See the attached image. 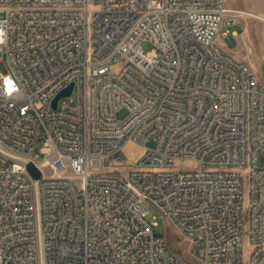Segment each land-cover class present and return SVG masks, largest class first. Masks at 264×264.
<instances>
[{
  "label": "built area",
  "instance_id": "obj_1",
  "mask_svg": "<svg viewBox=\"0 0 264 264\" xmlns=\"http://www.w3.org/2000/svg\"><path fill=\"white\" fill-rule=\"evenodd\" d=\"M0 9V264H264V87L216 42L261 16L226 0Z\"/></svg>",
  "mask_w": 264,
  "mask_h": 264
},
{
  "label": "rangeland",
  "instance_id": "obj_2",
  "mask_svg": "<svg viewBox=\"0 0 264 264\" xmlns=\"http://www.w3.org/2000/svg\"><path fill=\"white\" fill-rule=\"evenodd\" d=\"M229 5L237 8H243L252 11L261 16L259 17H241L238 23L230 28V32L220 33L216 42L224 50L232 56L249 65L251 70L256 74L257 78L264 87V0H226ZM5 16V12L0 9V19ZM244 21V31L237 38L232 32L237 29L239 32L243 29L240 21ZM219 37V38H218ZM145 50L153 47L149 40L142 42ZM1 58V53H0ZM148 147L153 146V142L147 143ZM126 151L130 156H136L141 153L142 149L133 144H128ZM263 161L260 163L262 164ZM156 216L157 224L153 225L154 231L158 235L165 237L170 246L181 256L186 262H193L195 249L192 248V242L177 229L171 225L153 208L147 215V220ZM194 251V253H193Z\"/></svg>",
  "mask_w": 264,
  "mask_h": 264
},
{
  "label": "water",
  "instance_id": "obj_3",
  "mask_svg": "<svg viewBox=\"0 0 264 264\" xmlns=\"http://www.w3.org/2000/svg\"><path fill=\"white\" fill-rule=\"evenodd\" d=\"M72 86L69 87L68 89L64 90L61 92L54 100V105L56 104L57 99L62 96V95H69L71 93ZM28 169L29 171L33 174L34 177L39 178L41 176V172L34 166V164L29 163L28 164Z\"/></svg>",
  "mask_w": 264,
  "mask_h": 264
},
{
  "label": "crops",
  "instance_id": "obj_4",
  "mask_svg": "<svg viewBox=\"0 0 264 264\" xmlns=\"http://www.w3.org/2000/svg\"><path fill=\"white\" fill-rule=\"evenodd\" d=\"M227 2V1H226ZM228 4V3H227ZM229 5V4H228ZM229 6H231V7H235L234 5H229ZM240 23L242 24V26H243V29L241 30V32H239L237 29H233L232 30V32L235 34V36H237V38H238V36L240 35V34H242L243 33V31H244V21L242 20V21H240ZM219 38V37H218Z\"/></svg>",
  "mask_w": 264,
  "mask_h": 264
},
{
  "label": "clouds",
  "instance_id": "obj_5",
  "mask_svg": "<svg viewBox=\"0 0 264 264\" xmlns=\"http://www.w3.org/2000/svg\"><path fill=\"white\" fill-rule=\"evenodd\" d=\"M4 42V31L3 28H0V44H3Z\"/></svg>",
  "mask_w": 264,
  "mask_h": 264
}]
</instances>
